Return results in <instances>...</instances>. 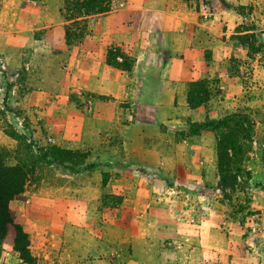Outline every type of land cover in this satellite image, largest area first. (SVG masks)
Listing matches in <instances>:
<instances>
[{
    "label": "rangeland",
    "instance_id": "374dc122",
    "mask_svg": "<svg viewBox=\"0 0 264 264\" xmlns=\"http://www.w3.org/2000/svg\"><path fill=\"white\" fill-rule=\"evenodd\" d=\"M41 1L0 0V162L6 167L27 168L22 193L8 204L13 224L2 242L0 264H203L191 246L187 247L193 243L187 241L182 242L175 254L165 253L160 258L151 252L144 259L132 257L129 235L139 232L140 225L136 226L131 208L125 209L122 196L109 193L113 188V180L109 179L119 176L109 169L117 162L114 160L140 157L143 150L134 145L121 146L125 136L117 124L120 119L112 118V129L101 131L97 141L96 133L90 129L91 114H83L81 120L87 127L84 138L94 145L78 149L63 146L66 137L61 127L65 118L49 105L52 100H59L60 70L67 51L50 47L52 43L44 44L42 31H29ZM197 3L203 9L207 6L206 15L217 11L223 22H233L225 34L216 20L211 24L202 20L201 27L196 28L212 32L209 46L212 49L205 50V58L212 54L221 59L215 73L218 79L203 80L209 95L214 99L220 91L221 78L231 79L225 99L220 98L222 103H216V107L224 117L235 116L226 122L234 139L233 152L228 151V155L232 169L239 168V173L233 191L225 189L220 203L226 208L227 216L223 218L229 223L224 231L229 232V245L237 257L239 244L244 243L239 235L242 232L247 235L245 218L253 215L252 205L259 202L253 195L264 198V0H197ZM61 8L67 17V6L63 4ZM82 22L68 26L67 50L80 40L77 34L86 33ZM120 54L116 62L124 58L131 63L129 56L121 51ZM29 71L32 73L28 74ZM201 89L198 84L196 90ZM29 91H35L37 98L30 99ZM87 101L91 102L85 98L84 103ZM72 102L82 106L81 99L72 98ZM129 138L138 139L134 133ZM53 149L76 151L86 158H74L70 164L60 161L61 165H57L51 160ZM78 163L82 165L76 166ZM95 164L101 167L81 170ZM247 166H253L252 176ZM141 182L142 178L135 176L131 181L133 186H140ZM68 200L73 202V211L65 210ZM83 201L87 203L86 209L79 203ZM17 230L26 235L27 243L22 239L15 243ZM251 237L249 240L261 250L255 252L260 254L256 257L264 264V231ZM252 245L245 247L252 249ZM15 248L24 251L19 254Z\"/></svg>",
    "mask_w": 264,
    "mask_h": 264
},
{
    "label": "crops",
    "instance_id": "0c3cea01",
    "mask_svg": "<svg viewBox=\"0 0 264 264\" xmlns=\"http://www.w3.org/2000/svg\"><path fill=\"white\" fill-rule=\"evenodd\" d=\"M64 1L42 0L29 24V31L43 32L44 44L67 51L60 70L59 100H52L49 107L65 118L63 146L78 149L94 143L84 138L87 127L81 120V115L91 114L90 129L97 141L101 131L112 129L111 119L116 118L125 136L121 146L143 150L140 157L114 160L122 166L113 162L109 169L119 175L109 179L113 180L109 193L122 196L125 209L131 208L136 226L140 225L139 232L129 235L132 257L144 259L155 252L161 258L177 252L187 241L193 243L187 247L191 246L203 264H262L256 257L260 254L255 253L261 252L258 244L249 239L264 231V198L253 195L259 202L252 205L253 215L245 218L247 235H239L244 243L239 244L236 257L229 232L224 231L229 223L223 218L226 208L220 203L222 193L217 185L215 136L209 130L188 131L191 124L225 116L216 106L222 103L220 98L225 99L231 80H219L217 102L209 95L205 104L188 106V85L218 79L215 73L221 63L212 54L205 58V50L212 49V32L196 27H201L202 20L207 24L216 20L225 34L232 20L223 22L217 11L206 15L207 6L201 8L197 0H111L106 14L85 19L86 33L67 50L64 29L69 22L62 21L59 14ZM110 48L131 58L129 71L106 63ZM36 94L27 93L30 99H36ZM72 98L81 99L82 106L75 105ZM85 98L91 102L84 103ZM130 133L138 139L132 141ZM99 167L95 164L93 169ZM246 169L254 174L253 166ZM134 176L142 178L140 186L132 185ZM79 203L86 209L85 201ZM65 205V210L73 211L71 200ZM233 229L241 231L240 227Z\"/></svg>",
    "mask_w": 264,
    "mask_h": 264
},
{
    "label": "trees",
    "instance_id": "16d2710c",
    "mask_svg": "<svg viewBox=\"0 0 264 264\" xmlns=\"http://www.w3.org/2000/svg\"><path fill=\"white\" fill-rule=\"evenodd\" d=\"M110 1L111 0H65L63 4L67 6L68 18L64 16L63 9H59L60 16L65 22H69V24L65 26L64 29L65 43H67L69 39L67 35L68 26L71 24L78 25L80 22L84 21V26L82 28L86 29L85 19L87 17L106 14L109 11ZM81 36H83V34H77V38L81 39ZM116 57H121L120 51L116 48L108 49L106 52V63L122 71H129L131 63H126L124 58H121L122 62H116ZM198 84H200L202 87L201 92L196 90ZM208 95L209 93L206 90L204 81L191 83L188 85L186 99L187 104L190 108H196L206 102ZM234 117L235 116L232 115L217 120H205L201 123L191 124L188 130L191 133H196L198 130H209L214 134L216 139L215 159L216 171L218 175L217 185L221 193H223L225 189L233 191L234 187L236 186L237 174L239 173V168H236V170L232 169V160L228 155V151L233 152L234 139H232V131L229 128L230 124H227L226 122L230 121ZM233 132L238 134L240 133V130L239 132H236V130ZM50 151V155L52 156L51 160L57 165H61L60 161H65V163L70 164L74 158L79 160H84L86 158L85 154H79L76 151L71 150L53 149ZM79 165H82V163L76 164V166ZM94 167L95 165H88L84 168H81V170H88ZM24 168L27 170L26 166H24ZM24 168L23 166L6 167L0 162V249L8 227L13 224V218L10 214L8 204L23 191L26 177ZM20 239L27 243L26 235L21 230H17L15 235V243ZM15 251L20 254L24 250H18L15 248ZM21 259L24 260V258Z\"/></svg>",
    "mask_w": 264,
    "mask_h": 264
}]
</instances>
